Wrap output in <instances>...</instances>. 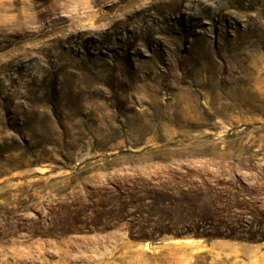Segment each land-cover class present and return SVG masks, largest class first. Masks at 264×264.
Wrapping results in <instances>:
<instances>
[{"label":"rangeland","instance_id":"374dc122","mask_svg":"<svg viewBox=\"0 0 264 264\" xmlns=\"http://www.w3.org/2000/svg\"><path fill=\"white\" fill-rule=\"evenodd\" d=\"M67 2L0 0V264H264V74L194 67L172 99L117 104L85 72L44 70L57 30L37 15ZM186 200L230 217L167 234Z\"/></svg>","mask_w":264,"mask_h":264},{"label":"bare ground","instance_id":"6f19581e","mask_svg":"<svg viewBox=\"0 0 264 264\" xmlns=\"http://www.w3.org/2000/svg\"><path fill=\"white\" fill-rule=\"evenodd\" d=\"M66 1L76 4L67 17L37 15L51 20L57 30L41 50L48 58L44 70L62 80L72 70L85 72L89 82L110 86L117 104L124 105L126 94L143 89L172 99L166 91L187 85L194 67L208 72L220 62L219 75H246L247 70L264 74L263 60L255 58L264 51V0ZM185 14L191 19L183 22ZM187 40L195 51H185ZM144 50L149 56L143 57ZM57 61L62 63L54 66Z\"/></svg>","mask_w":264,"mask_h":264},{"label":"trees","instance_id":"16d2710c","mask_svg":"<svg viewBox=\"0 0 264 264\" xmlns=\"http://www.w3.org/2000/svg\"><path fill=\"white\" fill-rule=\"evenodd\" d=\"M182 210L178 214L168 213L166 221L173 223L177 217L180 228L170 226L167 228V234H176L177 238L185 239L188 236L208 238L210 234L208 228H216L226 223L230 217L229 213L221 211H213L206 206L195 208L189 200L182 202Z\"/></svg>","mask_w":264,"mask_h":264}]
</instances>
